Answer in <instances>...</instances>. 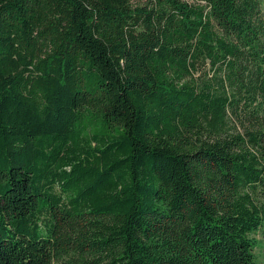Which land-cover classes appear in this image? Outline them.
I'll return each mask as SVG.
<instances>
[{
	"label": "trees",
	"instance_id": "obj_1",
	"mask_svg": "<svg viewBox=\"0 0 264 264\" xmlns=\"http://www.w3.org/2000/svg\"><path fill=\"white\" fill-rule=\"evenodd\" d=\"M264 0H0V264H258Z\"/></svg>",
	"mask_w": 264,
	"mask_h": 264
},
{
	"label": "rangeland",
	"instance_id": "obj_2",
	"mask_svg": "<svg viewBox=\"0 0 264 264\" xmlns=\"http://www.w3.org/2000/svg\"><path fill=\"white\" fill-rule=\"evenodd\" d=\"M254 237L257 240V246L254 250L257 263L264 264V227L254 234Z\"/></svg>",
	"mask_w": 264,
	"mask_h": 264
}]
</instances>
